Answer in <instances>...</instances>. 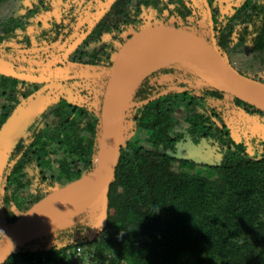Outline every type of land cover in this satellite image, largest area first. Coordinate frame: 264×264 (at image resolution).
<instances>
[{"label": "trees", "instance_id": "trees-1", "mask_svg": "<svg viewBox=\"0 0 264 264\" xmlns=\"http://www.w3.org/2000/svg\"><path fill=\"white\" fill-rule=\"evenodd\" d=\"M21 1L0 21V56L14 72L0 70V135L45 97L2 167L0 240L32 207L97 172L106 83L137 33L178 28L222 65L236 69L248 55L264 65V0ZM133 98L104 225L103 206L87 205L3 264H264V133L250 128L264 124V109L180 60L149 73ZM202 145L213 162L186 154Z\"/></svg>", "mask_w": 264, "mask_h": 264}, {"label": "water", "instance_id": "water-1", "mask_svg": "<svg viewBox=\"0 0 264 264\" xmlns=\"http://www.w3.org/2000/svg\"><path fill=\"white\" fill-rule=\"evenodd\" d=\"M168 43L170 46H172L171 44H179L187 48L193 54L197 64L189 62L181 55L177 60L183 61L195 69L203 78V81L211 87L237 96L264 109V94L231 82L226 77L227 69H231L240 75L242 74L232 67L217 62L204 48V45L189 33L169 26H155L137 33L123 45L116 56L111 70V76L108 83H106L107 87L103 98L100 120L102 122L103 138L106 144V152L103 157L106 159L105 164L102 166L101 160L94 176L77 184L70 185L47 197L32 207L17 223H15L0 240V264H3L21 245L35 237L37 235L36 231L41 229L39 228L40 224L61 209L76 204L91 203V201L92 203L88 205L101 204L103 207L100 223L104 225L107 217V195L115 179L116 169L120 159V151L123 146V116L124 112L128 109L126 106L127 90L125 92L122 90L125 69L129 60L133 56H136L143 48L155 44L169 45ZM0 70L14 74L1 56ZM20 77L28 80L32 79L27 74H20ZM262 84L264 85V83ZM253 123L258 129L255 131L251 128L254 132L264 133V124L257 121H253ZM84 198H87L85 202H78Z\"/></svg>", "mask_w": 264, "mask_h": 264}, {"label": "rangeland", "instance_id": "rangeland-1", "mask_svg": "<svg viewBox=\"0 0 264 264\" xmlns=\"http://www.w3.org/2000/svg\"><path fill=\"white\" fill-rule=\"evenodd\" d=\"M21 2H22L21 0H8L2 6H0V21H7L12 15H14L15 11L17 12V9L20 8ZM232 4H233L232 0H228V5L226 7H229ZM55 10L56 11L53 12L54 17L59 19L61 17V10L59 7ZM50 16H51V14L46 15L45 19L49 18ZM52 48H53V50L55 48L58 49L56 45H52ZM176 53H177L176 50L172 46L167 45V44H166V46H165V44L151 45V46H148L146 48H143L139 52V54H137L135 56L134 67H137L142 60H146V59L153 58V57L155 58L158 56H163L164 57L163 62H161L159 64V66L157 65L156 68H158L164 64H167L171 61L179 59L180 55L176 54ZM248 56L249 57H245L242 60L234 61L236 69L237 70H239V69L245 70L249 74H258L259 76H261L264 79V65L258 63L251 55H248ZM154 68H153V70L156 69V68L155 69ZM153 70H150L146 73H143L141 75V77H139L138 80L136 81V83H137L136 85L129 83V87H128L127 95H126L127 99H128V100H126V106L129 109L131 106H133L135 104V100L133 97L135 95V92H136L138 86L140 85V82H142V80L149 73H151ZM130 82H131V80H130ZM51 87L53 88V86L51 84H47L44 87V89H50ZM38 95H39V97H37V99H35L27 109L20 112L18 115H16L14 117V119L12 121H10L8 123V125L3 130V133L0 135V181L2 180V169H3L2 167L8 158L9 147L11 146L12 142L16 141L19 138V136L25 131L29 122H31L33 120L34 116L39 112L40 104L43 101L45 94H43V90H41L38 93ZM130 101H132V102H130ZM250 128H252L255 131L258 130L257 126L253 122L250 123ZM237 136L240 138L239 133L237 134ZM100 143H101V150H100V153H99L98 158H97V159H99V162H101V160L105 156V152H106V144H105L104 138H102ZM212 149L213 148H211L210 146H203L202 145L200 149L196 148V147H193L189 150L187 149L186 154H190L191 157H194V158L199 159V160H205L206 159L207 161L213 162L217 157L216 158L213 157V156H215L214 155L215 153ZM1 193H2V190L0 189V195H1ZM91 203H92V201H91ZM91 203L88 202L86 204H79L80 206L77 204L72 205L70 207L61 209L60 211L52 214L50 216V220H48V221L46 220L47 221V222H45L46 225L54 223L52 221H59V222L54 224V225H51L50 228H48L49 225L48 226L45 225L44 228L42 227L41 229H38L36 231V234H40L42 232H46V231H49V230H52V229L66 225L67 223L70 222V220L72 219V217L74 216V214L76 212H78L79 210H81L82 208H84L85 206H87L88 204H91ZM85 264H89L87 259H86Z\"/></svg>", "mask_w": 264, "mask_h": 264}, {"label": "bare ground", "instance_id": "bare-ground-1", "mask_svg": "<svg viewBox=\"0 0 264 264\" xmlns=\"http://www.w3.org/2000/svg\"><path fill=\"white\" fill-rule=\"evenodd\" d=\"M169 44V43H168ZM170 45V44H169ZM173 46V48L176 50V54H179L181 56H183L185 59H187L189 62L193 63V64H197L195 57L193 56V54L185 47L179 45V44H171ZM166 46V45H165ZM158 47V46H157ZM146 48V47H145ZM152 48V47H151ZM153 49V48H152ZM145 53V52H144ZM139 54V53H138ZM143 54V53H142ZM153 54V53H152ZM141 55V54H140ZM146 55V54H145ZM161 55V54H160ZM163 55V54H162ZM180 57V56H179ZM134 59L135 56H133L128 64L127 67L125 69L124 75H123V81H122V90L125 92L126 90H128L129 87V83L136 85V81L138 80L139 77H141V75L143 73H146L150 70H153V68L157 67V65L159 66V64L161 62H163L164 57L163 56H158V57H153V58H149L146 60H142L140 62V64L137 67H134ZM168 59V58H167ZM137 63V62H136ZM154 68V69H155ZM226 77L233 83H236L238 85H242L245 88H249L251 90L257 91V92H261L264 94V85L258 81H254L252 79H249L245 76L240 75L239 73L231 70V69H227V75ZM131 80V82H130ZM142 80V79H141ZM133 90V89H132ZM134 93V92H133ZM128 100V99H127ZM132 102V101H130ZM106 159L102 158V162L101 165L103 166L105 164ZM89 198V197H88ZM85 200H87V198H84L83 200L78 201L79 203L81 202H85ZM80 206V205H79ZM47 221L50 220V217H48L46 219ZM44 221L42 224H40L39 228H44V226L46 225ZM58 220V219H57ZM54 223L51 224H47L46 226H48V228H50L51 225H54L56 223H58L59 221H52Z\"/></svg>", "mask_w": 264, "mask_h": 264}]
</instances>
